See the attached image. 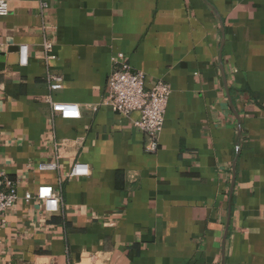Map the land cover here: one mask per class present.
Segmentation results:
<instances>
[{"label":"crops","instance_id":"0c3cea01","mask_svg":"<svg viewBox=\"0 0 264 264\" xmlns=\"http://www.w3.org/2000/svg\"><path fill=\"white\" fill-rule=\"evenodd\" d=\"M7 1L0 173L19 200L0 264H264V0ZM119 53L172 91L157 153L138 113L103 105ZM50 95L81 118L55 114ZM77 162L89 177H67ZM42 186L60 192L58 214L25 200Z\"/></svg>","mask_w":264,"mask_h":264},{"label":"built area","instance_id":"2783aa9c","mask_svg":"<svg viewBox=\"0 0 264 264\" xmlns=\"http://www.w3.org/2000/svg\"><path fill=\"white\" fill-rule=\"evenodd\" d=\"M47 8V4H42ZM10 14V6L7 0H0V17H6ZM45 58L47 62L56 60L54 47L51 43L45 42L43 45ZM2 54L0 47V56ZM20 62L22 66H27L29 58V47L20 46ZM113 68L108 80V97L104 101L105 106L113 109L114 112L124 117L130 118L138 113L139 118L133 121V125L147 137L146 151L148 153H157L160 148V136L164 129L166 113L172 91L170 86L164 81H157L152 88L147 87V76L141 71H135L126 55L119 53L112 58ZM64 87V78L58 75L49 77L50 92H59ZM46 102L50 105L52 111L58 114L64 120H79L81 111L77 104L62 103L54 101L50 95ZM57 160H60V146L56 144ZM58 165L55 163H45L39 165L40 171H55ZM91 169L85 163L77 162L68 178L89 177ZM36 199L40 201L47 214H58L62 203L60 192L52 186H42L37 195L33 197L27 194V202ZM19 200L18 183L6 174L0 173V222L6 223V218L10 210Z\"/></svg>","mask_w":264,"mask_h":264},{"label":"water","instance_id":"95a60500","mask_svg":"<svg viewBox=\"0 0 264 264\" xmlns=\"http://www.w3.org/2000/svg\"><path fill=\"white\" fill-rule=\"evenodd\" d=\"M19 51H20V49H19Z\"/></svg>","mask_w":264,"mask_h":264}]
</instances>
